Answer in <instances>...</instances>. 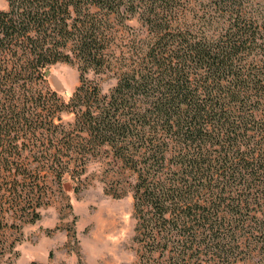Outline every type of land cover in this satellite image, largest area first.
Here are the masks:
<instances>
[{"label": "trees", "instance_id": "trees-1", "mask_svg": "<svg viewBox=\"0 0 264 264\" xmlns=\"http://www.w3.org/2000/svg\"><path fill=\"white\" fill-rule=\"evenodd\" d=\"M6 2L0 250L97 159L132 196L136 264H264V0Z\"/></svg>", "mask_w": 264, "mask_h": 264}, {"label": "rangeland", "instance_id": "rangeland-1", "mask_svg": "<svg viewBox=\"0 0 264 264\" xmlns=\"http://www.w3.org/2000/svg\"><path fill=\"white\" fill-rule=\"evenodd\" d=\"M6 4L0 0V9ZM78 73L75 64L58 61L47 70V83L68 96L78 84ZM99 83L107 91L115 78L103 76ZM87 174L79 190L66 181L65 192L52 196L39 219L8 232L14 244L0 250V264H136L131 194L113 195L97 159L88 163Z\"/></svg>", "mask_w": 264, "mask_h": 264}]
</instances>
